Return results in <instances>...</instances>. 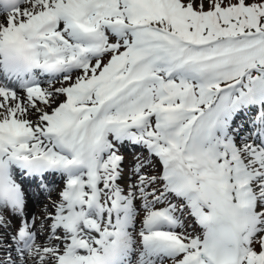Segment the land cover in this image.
<instances>
[{"label":"snow or ice","instance_id":"1","mask_svg":"<svg viewBox=\"0 0 264 264\" xmlns=\"http://www.w3.org/2000/svg\"><path fill=\"white\" fill-rule=\"evenodd\" d=\"M0 264H264V0H0Z\"/></svg>","mask_w":264,"mask_h":264},{"label":"bare ground","instance_id":"2","mask_svg":"<svg viewBox=\"0 0 264 264\" xmlns=\"http://www.w3.org/2000/svg\"><path fill=\"white\" fill-rule=\"evenodd\" d=\"M42 203V201H35L32 197H29V209L34 210L35 208L38 207V204Z\"/></svg>","mask_w":264,"mask_h":264},{"label":"rangeland","instance_id":"3","mask_svg":"<svg viewBox=\"0 0 264 264\" xmlns=\"http://www.w3.org/2000/svg\"><path fill=\"white\" fill-rule=\"evenodd\" d=\"M55 183H56V180H55ZM57 184H58V183H57ZM41 198H43V197H41ZM41 198H40V199H41Z\"/></svg>","mask_w":264,"mask_h":264}]
</instances>
